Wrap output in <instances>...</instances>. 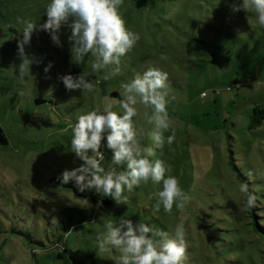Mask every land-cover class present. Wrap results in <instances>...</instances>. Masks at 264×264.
Returning a JSON list of instances; mask_svg holds the SVG:
<instances>
[{"label":"rangeland","instance_id":"rangeland-1","mask_svg":"<svg viewBox=\"0 0 264 264\" xmlns=\"http://www.w3.org/2000/svg\"><path fill=\"white\" fill-rule=\"evenodd\" d=\"M47 3L0 0V128L6 140L0 142V264H65L59 257L65 248L92 250L96 264H115L118 250L101 254L96 245L109 220L132 219L171 233L185 216L186 264H264V232L238 190L248 184L264 225V121L250 126L253 107L264 103V28L255 13L233 12L232 0H124L119 11L140 40L121 58L119 75L104 80V72H93L91 54L78 71L70 30L62 27V47L43 31L32 35L25 46L32 64L21 85L17 41L24 25L17 17L43 23ZM148 62L168 73L170 130L164 136L175 132L174 143L165 142L151 159L171 165L190 201L184 209L174 204L171 213L156 212L161 185L149 181L125 190L126 204L111 200L97 208L95 191L79 192L58 179L82 163L71 151L72 125L80 114L121 99L120 84ZM81 73L97 82L94 91H66L58 79ZM134 120L145 129L142 145L154 146L147 135L154 125L142 116ZM101 151L107 168L111 153ZM97 197L106 198L102 192ZM66 207L85 222L64 231L58 211Z\"/></svg>","mask_w":264,"mask_h":264},{"label":"clouds","instance_id":"clouds-1","mask_svg":"<svg viewBox=\"0 0 264 264\" xmlns=\"http://www.w3.org/2000/svg\"><path fill=\"white\" fill-rule=\"evenodd\" d=\"M123 3L124 0H49L43 23L17 17V23L24 25L22 39L17 41L21 61L17 75L19 83L25 84V69L30 71L32 64L25 53L32 35L43 31L55 46L62 47V27L70 30L68 41L73 63L80 64L91 54L93 72H104V80L119 75L121 58L140 40L139 33L128 29L119 11ZM232 10L255 13L256 22L264 28V0H232ZM50 67L51 63L45 72ZM58 79L66 91L91 92L96 89L97 82L87 79L83 73L76 76L64 74ZM168 79L167 72L148 62L143 71L120 84L121 99L115 103L105 102L80 114L71 128L70 147L82 163L64 169L58 177L60 182L74 184L79 192H102L116 204H126L125 190L131 192L142 182L151 181L161 185L154 194L156 203L153 209L156 212L163 207L165 212L171 213L174 204L178 209H184L190 197L180 187L178 178L171 175V165L166 167L163 160L151 159L165 142L172 145L175 141L174 131L166 138L164 136V132L170 130ZM18 95L23 96L24 91L19 90ZM112 99L104 97L105 101ZM117 106L120 111L114 110ZM138 116L154 125V130L147 133L154 146L142 145L145 129L134 120ZM102 148L111 153L107 168L102 164L105 160ZM238 190L246 197L247 208L256 206V196L249 191L247 183L241 182ZM148 199L152 200L153 195ZM91 207L88 203V208ZM96 207L102 208V201H97ZM186 220L187 217H183L171 233L132 219L109 220L104 225L105 231L97 234L96 245L101 254L118 250L115 264H186L189 247L184 226Z\"/></svg>","mask_w":264,"mask_h":264},{"label":"trees","instance_id":"trees-1","mask_svg":"<svg viewBox=\"0 0 264 264\" xmlns=\"http://www.w3.org/2000/svg\"><path fill=\"white\" fill-rule=\"evenodd\" d=\"M89 59V54L85 56L82 63H80V67H78V71H82V69L85 68V63ZM250 126L251 127H257L260 126L264 121V103L257 104L253 107L252 113L250 114ZM5 136L3 134L2 129L0 128V142H5ZM67 186H72L71 184H67ZM100 194V193H99ZM97 193V196H99ZM97 196H93L92 202L93 205L96 206L97 201H102L103 205L110 204L111 199L110 198H103L100 199ZM255 209V210H254ZM256 209H261L260 207H253L251 210L253 211L252 215L255 224L259 231L264 232V225H262L259 221V211L255 212ZM85 210L83 208H80V212H84ZM58 217L63 222V230L68 231L70 227L85 222V218L82 216V213L77 214L74 212V208H64L58 211ZM64 253H59V257H62L64 259L65 264H96L95 261V253L92 250H89L85 253L78 252L76 250L68 251L67 248L64 249ZM66 257V259L64 258ZM69 260V261H68Z\"/></svg>","mask_w":264,"mask_h":264}]
</instances>
